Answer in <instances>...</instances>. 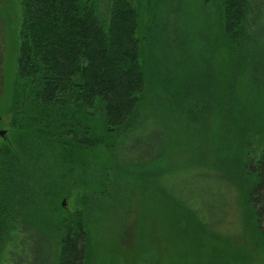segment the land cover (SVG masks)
<instances>
[{
    "label": "trees",
    "instance_id": "trees-1",
    "mask_svg": "<svg viewBox=\"0 0 264 264\" xmlns=\"http://www.w3.org/2000/svg\"><path fill=\"white\" fill-rule=\"evenodd\" d=\"M196 2L210 57L192 75L183 55L195 24L177 21L173 0H19L0 105V264H115L109 243L132 250L133 226L113 238L109 219H138L139 197L204 227L198 199L175 195L182 167L161 160L175 134L203 140L201 198H220L233 220L240 202L264 248V0ZM153 240L146 248L173 264L172 247L159 253Z\"/></svg>",
    "mask_w": 264,
    "mask_h": 264
},
{
    "label": "rangeland",
    "instance_id": "rangeland-1",
    "mask_svg": "<svg viewBox=\"0 0 264 264\" xmlns=\"http://www.w3.org/2000/svg\"><path fill=\"white\" fill-rule=\"evenodd\" d=\"M197 0H173V5L177 8V21H189L195 24L194 31L191 32L190 44L187 55H183V64L187 70L193 71L201 68L208 61L210 54L205 52L203 36H207L206 29H202V19L196 11ZM195 10V11H194ZM144 14V13H143ZM20 21L19 0H0V105L5 102L10 82L14 74V60L16 55L15 43L18 25ZM151 47L161 62L162 67L168 65L164 63V58L170 54L166 48V40L161 33L152 37ZM6 116L0 117V131L4 137L7 130ZM175 150L167 156L163 155L161 160H167L171 167H182L179 191L175 195L180 202L186 204L190 198L198 199L200 214H203L204 227L197 222V219L189 217L186 212L165 207L164 201L155 199L153 205L152 197H143L132 202L140 201L145 204V208L138 219L135 215L126 216L118 212L109 219V234L114 238L121 232L124 222L133 226L130 232H125L132 239L131 249L122 252L115 248V243L110 242L111 247L109 259L115 264H166L170 259L161 257L151 249H147L144 244L150 243L154 238L159 245V253L169 245L174 253H169L168 258L173 256V264H205L211 261L215 264H264V248L257 243L255 233L249 227L250 217L241 208L240 202L231 203L232 218L223 217L220 214L222 203L220 198L213 200L208 196L201 198V193L208 189L202 180L204 171L205 152L202 138H196L185 134H175L171 139ZM168 164V165H169ZM194 165V166H190ZM163 167V165H158ZM194 167L199 173L198 180H190ZM63 205L68 204L67 201ZM148 207V210H147ZM129 211L130 208H129ZM114 213L115 210H112ZM150 213V214H149ZM234 213V214H233ZM142 218V219H141ZM232 219V220H231ZM142 229V230H141ZM163 239L166 241L163 243ZM154 241V240H153ZM143 244L145 250L138 251L134 246ZM151 248V247H150ZM153 249V248H152Z\"/></svg>",
    "mask_w": 264,
    "mask_h": 264
},
{
    "label": "water",
    "instance_id": "water-1",
    "mask_svg": "<svg viewBox=\"0 0 264 264\" xmlns=\"http://www.w3.org/2000/svg\"><path fill=\"white\" fill-rule=\"evenodd\" d=\"M3 132L2 131H0V135L2 134Z\"/></svg>",
    "mask_w": 264,
    "mask_h": 264
}]
</instances>
